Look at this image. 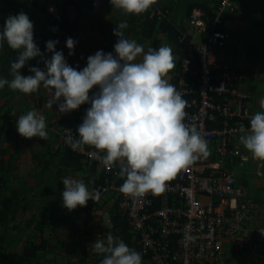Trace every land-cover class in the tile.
Returning a JSON list of instances; mask_svg holds the SVG:
<instances>
[{"label": "clouds", "instance_id": "clouds-1", "mask_svg": "<svg viewBox=\"0 0 264 264\" xmlns=\"http://www.w3.org/2000/svg\"><path fill=\"white\" fill-rule=\"evenodd\" d=\"M110 2L126 14L140 15L156 0ZM116 25L114 51L97 50L87 57L86 66L78 69L68 63L62 49L56 50L58 39L46 41V51L52 55L45 56L34 39V22L25 11L10 14L0 27V50L7 45L17 50V58L11 62L12 78L0 77V89L7 85L30 94L46 88L63 113L90 105L75 131L78 138L69 137L72 146L86 144L101 150L104 163L118 167L123 193L160 194L179 170L210 155L209 142L185 122L188 101L166 78L175 67L172 46L145 49L144 44L125 35L126 20ZM76 43L72 37L66 39L69 55ZM36 57L45 67L29 65L30 74H22V67ZM259 109L250 117V127L241 125L239 141L253 158L264 161V99ZM16 128L25 138L44 140L49 136L46 116L36 108L19 115ZM62 182V203L69 211L100 197L99 190L90 189L83 179L66 176ZM92 247L103 254L100 264H144L140 251L112 234L106 240L95 239Z\"/></svg>", "mask_w": 264, "mask_h": 264}, {"label": "built area", "instance_id": "built-area-1", "mask_svg": "<svg viewBox=\"0 0 264 264\" xmlns=\"http://www.w3.org/2000/svg\"><path fill=\"white\" fill-rule=\"evenodd\" d=\"M102 5L101 0L94 2L95 9ZM240 10L239 0H220L207 10L195 7L182 28V56L171 83L187 99L185 122L207 139L210 155L179 170L164 192L132 196L116 189L118 167L105 164L101 150L86 144L73 147L69 140L78 138L75 131L82 120L60 131L66 151L97 165L109 178L96 188L99 198L115 199L147 264H228L231 257L259 256L264 249V225L253 226L255 204L234 167L240 159L243 167L264 170V161L243 154L238 142L241 125L250 127L254 114L244 87L250 76L230 67L225 54L233 39L226 19ZM48 12L52 21H61L54 5ZM155 13L164 16L159 9Z\"/></svg>", "mask_w": 264, "mask_h": 264}, {"label": "rangeland", "instance_id": "rangeland-1", "mask_svg": "<svg viewBox=\"0 0 264 264\" xmlns=\"http://www.w3.org/2000/svg\"><path fill=\"white\" fill-rule=\"evenodd\" d=\"M26 1L0 0V27L4 25L7 16L23 10L34 22V39L36 41L43 25L51 21L48 7L54 5L61 13L60 5L56 2L44 4L37 13V9L24 6ZM90 1L92 3L89 13L84 14L82 7L80 17L78 10L74 14L69 13L71 23L78 18L77 26L71 34L66 28L58 32L59 43L56 50L62 49L65 56L69 55L70 50L66 46V39L68 37L82 39L87 36L84 39L86 44L81 47L75 45L74 52L71 54L75 62L73 66L78 69L83 68L86 66L87 57L97 51L96 47L101 41L104 40L105 45L114 51L113 46L117 37L114 35L113 29L121 20L133 18L136 22L124 30L126 36L135 38L144 44L145 49L152 46L154 40H159L158 47L162 44L172 46L175 67L166 76L170 82L182 52L176 44L168 39L167 35L159 30L160 22L167 20L175 28L182 29L191 5L200 4L212 9L220 2V0H156L147 12L133 15L113 7L110 0H101L103 5L99 9L94 8L96 0ZM239 1L242 9L244 0ZM81 2L84 3L83 0ZM251 2H256L258 5H256V10L246 12V14L252 15L250 21L256 20V23H254L255 21L250 22L253 31L251 30L248 34L255 37L256 41L248 43L243 48L246 53L260 54L264 57V0H252ZM157 9L161 10L164 16L157 15L155 13ZM241 13L243 12L241 11L239 14ZM239 14L229 17L228 20L236 18ZM155 16L158 18V24L152 30V21ZM100 28H103V36ZM55 29L52 28V31ZM16 58L17 50L11 49L7 45L3 50H0V77L12 78L10 66ZM34 59L29 60L28 64L22 67V74H28L29 65L36 66ZM32 99H36L33 93L24 94L14 91L7 85L0 89V159L7 161L9 169L8 179L1 194L3 202L0 215L5 218V222L0 223V236L3 238L0 240V264H17L18 256L23 248L31 241H40L41 236L38 230L40 224L45 225L44 232L47 237H51L50 249L46 253H41L40 259L43 264H100V254L93 250L92 242L95 239L106 240L109 234L122 238L135 248L131 236L120 230L115 232L112 228L110 220L115 210L113 197L91 200L88 205H78L71 211L63 206L64 185L58 184L55 172L60 166V157L63 158L67 151L61 146L58 138L60 132L54 130V125L74 118L80 107L69 113L61 112L56 116L50 110L41 109L42 105L37 104L36 109L46 116L49 136L44 140L38 137L25 138L17 131L16 119L27 111L23 109L24 101H32ZM9 125L12 128L11 131L7 130ZM242 153L251 156L245 148L244 151L242 148ZM240 162V159H236L234 167L238 172L240 171L242 182L247 177L253 182L255 194L253 202L259 205L263 213V223L260 225H264V170L258 173L253 165L243 167ZM75 167L77 169V166ZM79 170H82L81 175L77 172ZM75 171L73 177L83 179L88 183L89 188L93 189V173L88 164L81 163L80 169ZM67 177H70L69 172ZM144 264L147 263L144 262Z\"/></svg>", "mask_w": 264, "mask_h": 264}, {"label": "crops", "instance_id": "crops-1", "mask_svg": "<svg viewBox=\"0 0 264 264\" xmlns=\"http://www.w3.org/2000/svg\"><path fill=\"white\" fill-rule=\"evenodd\" d=\"M84 3L81 2V0H78V2L80 3L81 7H82V12L84 14L89 13L90 11V7H91V1L90 0H83ZM252 1V0H251ZM250 0H244L243 4H242V9L241 11L243 13L239 14L236 18H233L232 20H227L226 22V27L232 32L233 34V39L230 41L229 43V47L226 49V57H227V61L229 62V64L233 65L235 68L240 69V70H244L246 71L249 76H250V80L244 85L245 89L250 93L251 97H252V106H253V113L259 109V102L261 99H264V57L261 56L260 54H249L248 52L246 53V51H244V46L247 45L248 43L252 42V41H256L255 37H253L252 35H250V33L248 34V32H250L251 30L253 31V27L250 24V22L253 23V21H255L254 23H256V20L250 21L252 15L251 14H246V12H252L253 9L256 10V2H251ZM58 3L59 5L62 3V0H27L26 3L24 4L25 7H28L30 9L35 8L37 9V13H39L40 8L47 3ZM51 6V5H50ZM77 10L72 8L70 10V14H74L76 13ZM71 19V16H70ZM256 19V18H255ZM71 21V20H70ZM258 21V19H257ZM76 36V35H75ZM87 36H85V38L79 39V38H75V40L77 41L76 45H78L79 47L85 45L86 43H84V39H86ZM263 43H264V39H263ZM52 53L50 54L51 57ZM68 63L71 64L73 66V64L75 63L73 61V57L72 55H66L65 56ZM75 57V56H74ZM35 64V62H34ZM43 69V68H42ZM28 74H30V72H28ZM26 74V75H28ZM34 98H36L35 100L32 99L28 100V101H24V107L23 109L25 110H29L31 108H36L37 104L42 105L43 110H50L52 112V114L54 113V115L58 116L61 111L57 109L56 104L53 101V93L51 91H49L46 88L41 87L37 92L33 93ZM60 140V137H58ZM239 144L240 141H238ZM243 148L244 151V146L241 144L240 145ZM246 149V148H245ZM60 157V156H59ZM61 161H62V157H60L59 159V164L60 166L56 169L55 175H57L58 171L60 169H62V165H61ZM85 162L86 164H88L89 169L92 168L91 164L87 163L85 160L81 159V163ZM76 163L73 162L72 167H70V170H68L69 174H70V178H74L73 175L76 173L75 170L76 169ZM249 167V166H247ZM67 172V174H68ZM80 173V175L82 174V170L77 171ZM239 173V183L241 184V186L244 188L246 194H248L249 196L254 197V185L253 182L250 181L249 177L246 178V180L244 182H242L241 180V176H240V171ZM66 174V176H67ZM57 181L58 184H63L59 178L57 177ZM254 201V199H253ZM255 204V210H256V218H255V222L253 223V226H258L261 223H263V213L259 208V205ZM46 235V232H45ZM50 248L48 247L47 250H49ZM41 253H46V252H41ZM41 253H39V257H41ZM41 263L43 264V261L41 260ZM264 264V249L261 252V255L259 256H255L251 253H247L246 255H244L241 259L236 260L233 257H231L229 259V263L228 264Z\"/></svg>", "mask_w": 264, "mask_h": 264}, {"label": "trees", "instance_id": "trees-1", "mask_svg": "<svg viewBox=\"0 0 264 264\" xmlns=\"http://www.w3.org/2000/svg\"><path fill=\"white\" fill-rule=\"evenodd\" d=\"M195 7H201L205 10L208 9L204 5L193 4L189 8V14L191 13V11ZM72 8L79 11V13H80L79 17H80L81 16V5L78 2V0H62V3L60 4L61 21L57 22V21L51 20V21L45 23L43 25L40 33L37 35L36 43L41 48L42 52L45 53L46 57L50 58V54H51V52L46 51V41H48L49 39H57L58 32L61 31L63 28H66V30L68 31L69 34H71L75 30L77 23H78V18H76L74 20V22L71 23L70 18H69V13H70V10ZM226 20H228V18ZM126 21L128 24L127 28H130L136 22L133 18L132 19L129 18ZM157 24H158V18H157V16H155L154 20L152 21V30L155 29ZM53 26H55V28H56L54 31H52ZM159 30L162 33H164L165 35H167L168 39L171 42H173L174 44H176V46L181 51L182 44L180 43V38L182 35V29H177L167 20H163L159 24ZM100 31H101V34L103 36L104 35L103 28H100ZM159 44H160L159 40H154L152 47L158 48ZM57 46H58V44L56 45V47ZM96 49L97 50L103 49L105 52L113 51L112 49H110L109 47H107L105 45L104 40L101 41L97 45ZM34 62H35V65L40 67V68L45 67V65H44V63L40 57H36L34 59ZM228 64H229V62H228ZM230 67L235 68L233 65H230ZM87 106H88V104H82L80 106L79 111L74 116V118H72L68 121L59 122V124L71 125V124H76V123L80 122L83 119V116L85 115L84 109ZM5 125H7V123H5ZM54 126H56V124ZM11 129L12 128L9 125L7 130L11 131ZM73 162H75L77 167L80 169L81 157L67 151L65 156L62 158V161H61L62 169H60L56 175L61 182H62V179L64 177H66V174H67L68 170H70V167H72ZM7 164L8 163L6 160L0 159V208H1V205L3 202L1 200V194L3 191V187L5 185V182L8 179V170L9 169H8ZM91 171L93 173L92 174L93 189H96L99 185H105V184H108L110 182L109 178L107 176H105L101 170H99L97 165L92 166ZM90 202H91V200H89L87 202V205ZM113 207L115 209L113 211L112 217H111L113 230L115 232H119L118 230H120L121 232H126V235L131 236V238H133L132 243L134 244L135 249L139 251V246L136 243V239L131 232V228H130L126 218L120 214L116 204H114ZM2 222H5V218L0 215V223H2ZM44 228H45V225L40 224V228L38 229L40 232V236H41L40 241L39 242H36V241L29 242L28 245L23 248L21 254L18 256L17 264H42L41 259L39 257V253L46 252L49 245H50V242H51V237L50 236L47 237L45 235ZM0 240H3V238L1 236H0ZM102 258H103V254H100L99 260H101ZM72 264H74V263H72Z\"/></svg>", "mask_w": 264, "mask_h": 264}, {"label": "water", "instance_id": "water-1", "mask_svg": "<svg viewBox=\"0 0 264 264\" xmlns=\"http://www.w3.org/2000/svg\"><path fill=\"white\" fill-rule=\"evenodd\" d=\"M90 105H88L87 107H89ZM87 107L84 109V112H86ZM67 127V124H59L56 125L54 130L56 132H60L63 128ZM123 183V178L117 177L116 182H115V188L120 190L119 185Z\"/></svg>", "mask_w": 264, "mask_h": 264}]
</instances>
